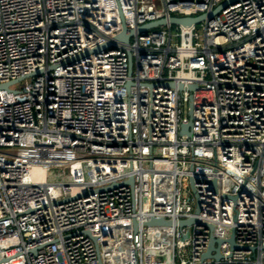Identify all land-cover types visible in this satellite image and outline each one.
<instances>
[{"label":"built area","instance_id":"built-area-1","mask_svg":"<svg viewBox=\"0 0 264 264\" xmlns=\"http://www.w3.org/2000/svg\"><path fill=\"white\" fill-rule=\"evenodd\" d=\"M229 1L0 0V264H264V0L138 32Z\"/></svg>","mask_w":264,"mask_h":264},{"label":"water","instance_id":"water-1","mask_svg":"<svg viewBox=\"0 0 264 264\" xmlns=\"http://www.w3.org/2000/svg\"><path fill=\"white\" fill-rule=\"evenodd\" d=\"M234 1L235 0H231L229 2H225V3L221 4L209 16L201 15V16H198V17H183V18L173 17L169 21L163 19V20H159V21L152 22V23H149V24L141 26L138 29V32L141 33V34H145L149 30L156 29V28L161 27V26H166V25H168V23L173 25V26H184V27H191V26H194V25H199L202 22H204L205 20L213 19L214 16L219 14V12H221L222 10L226 9L229 5L233 4ZM133 35H134V32L131 31V32L128 33L127 29L124 27L123 32L120 35H118L115 39L118 42H123V43L127 44V43H129L130 38ZM108 47H109L108 44H105V45H102V46H98V47L94 48L93 50L85 53L83 55V57L84 56H88L90 54H98L101 51L107 49ZM38 74L39 73H35V74H32L31 76H28V77H25V78H21V79H17L15 81L10 82V83L2 84V85H0V90L10 91V86L15 85L17 83H20V82H22V81H24V80H26V79H28L30 77L37 76ZM169 86L170 87H174V84L171 83V84H169ZM179 89L183 90L184 87L182 85H180ZM189 89L191 91L195 90L196 86H190ZM189 108H190L189 116L191 117L192 116V98H190ZM191 128H192V122H189L188 124L183 125L182 129H181V134H185V135H188L189 137H191L192 136ZM129 183H130V185H133V180H130ZM197 183H199L198 180L190 179L191 189H192V192H193L195 200H196L195 214L199 215L200 214V199H199V196H198L196 188H195V185ZM115 187H117V185H114L111 188H115ZM194 224L198 225V226H204V227H206L209 230H213V226L212 225L200 223L196 218L182 220V221H180L178 223V226H179V228H184V227H189V226L194 225ZM143 226L147 227L148 236H153V235L159 236L161 227H172L173 223L171 221H169V220L164 219V218L150 217L148 220L144 221ZM138 228H139V224L136 221H134L133 222L134 233H137ZM154 228H157V230H154ZM87 235L95 243L97 242L96 239L94 237H92L89 233H87ZM187 237L188 236H185L184 238H187ZM222 243H223V241L216 240L213 237H210L209 248H208V251L204 254L203 259L214 257L215 260H219L221 258V256H220V253H219V249L215 248V245L216 244L220 245ZM228 243L231 245V247L233 249L244 250V248L242 249V248H240V247H238L236 245L235 238H234L233 234H232L231 238L228 240ZM96 246H97V244H96ZM213 251L216 252L215 255H212ZM100 264H103L102 261H100Z\"/></svg>","mask_w":264,"mask_h":264},{"label":"rangeland","instance_id":"rangeland-1","mask_svg":"<svg viewBox=\"0 0 264 264\" xmlns=\"http://www.w3.org/2000/svg\"><path fill=\"white\" fill-rule=\"evenodd\" d=\"M198 28H199V26H198ZM174 30H175V28H174ZM28 84H30V79H26V80L16 84L14 86V88L21 91ZM185 116L188 118L190 117L188 105L185 108ZM41 172L42 171H40V170L35 171V173L37 175H41ZM47 173H48L49 180L55 181V182L79 181V180L83 179V177H84L83 176V165L81 163H76L72 166L59 168V169H50Z\"/></svg>","mask_w":264,"mask_h":264}]
</instances>
